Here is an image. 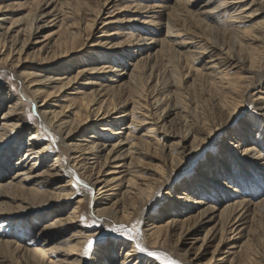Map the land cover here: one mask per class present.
Returning a JSON list of instances; mask_svg holds the SVG:
<instances>
[{"label":"bare ground","instance_id":"bare-ground-1","mask_svg":"<svg viewBox=\"0 0 264 264\" xmlns=\"http://www.w3.org/2000/svg\"><path fill=\"white\" fill-rule=\"evenodd\" d=\"M110 1L93 8L88 0H59L48 12L54 0L44 6L37 1L20 18L10 13L13 4L0 5V74L19 85L0 116V264H16L18 255L29 264H115L118 259L119 264H157L138 251L137 242L177 264H199L181 247L189 238L190 247L201 240L196 255L217 242L205 264L216 263L221 253L219 264H264L263 120L257 129V116L264 119L259 95H264V23L236 26L254 4L259 8L249 20L261 10L264 14V0H166L156 14L158 6L128 0L108 16L111 20L102 21L126 27L125 42L99 39L92 46L112 52L113 60L73 70L74 55ZM239 5V17L231 16ZM85 11L92 16L89 22ZM74 14L79 21L67 24ZM44 19L48 22L41 26ZM41 27H58L51 46L33 42ZM160 35L164 38L156 39ZM160 60L175 66L161 72ZM85 74L94 77L79 87ZM100 74L103 82L95 77ZM190 88L196 93L193 102ZM258 88L252 100L250 93ZM73 91L76 98L69 99ZM10 94L0 93V108ZM25 100L35 107L32 128ZM243 106L255 117H245ZM171 116L179 120L177 134L168 130ZM27 131L28 144L19 155ZM231 139L242 148L234 155ZM216 140L217 150L226 153L201 161ZM189 155L198 174L192 183H177L174 173ZM145 159L162 162V168L156 165L148 176ZM215 213L214 226L206 229ZM84 217L104 230H88ZM137 222L136 240L109 232ZM201 230L206 232L199 239ZM242 232L245 251L222 252ZM89 239L102 243L85 256ZM224 254L233 257L225 260Z\"/></svg>","mask_w":264,"mask_h":264},{"label":"rangeland","instance_id":"rangeland-1","mask_svg":"<svg viewBox=\"0 0 264 264\" xmlns=\"http://www.w3.org/2000/svg\"><path fill=\"white\" fill-rule=\"evenodd\" d=\"M37 1H40L41 4H44L46 3V0H10L9 2L7 0H0V5L2 3H6V4H13V9L10 13H12L13 15H15V18H20L22 16H24L25 14H27L29 11H30V7L33 6L34 4H36ZM57 1L59 0H54V2H51L49 3V5L47 6L48 8H46V12L48 11H51L54 6L56 5ZM106 0H88V3L91 7L93 8H97L99 2H101V4H103ZM136 1V0H135ZM141 1L143 4H147V5H155V6H158L159 9H157L155 12V14L157 12H159L160 10H162L160 8V5L164 2H166V0H139ZM128 0H111L110 3H108V5L103 8V12H102V15H101V21H99V23L97 24L93 34L89 37V40L86 41V45L80 49V50H77V53L74 55V61L75 63H77L76 65H71L73 70H77V68H80L82 66H87L88 65V62H95V63H106L109 59L110 60H113L112 58H110L109 56L112 55V52L106 50V49H102L100 47H92L94 45V43L101 39L103 40L104 42H112V44L114 45H120L122 44L123 42H125V31H126V27L124 26H120V25H117V24H110V25H106V26H103V22L102 21H105L107 20L106 18H110V20L112 19V17H108V16H113L114 14H116V12L118 11V9L122 8L123 4L124 3H127ZM46 6V5H45ZM242 5H239L237 6V8L230 12V15L231 16H234V17H239L237 16L239 11H240V7ZM43 8V9H44ZM259 8L258 5H253V9L248 8L249 11H245L242 16H247V18L239 21L240 23H236V26L237 27H242L243 29H250V28H253L256 26V24H260V22L264 23V14H262V10L261 12L259 11L257 14H256V18L253 17V19L249 20L248 18V15L251 13V11H254V10H257ZM234 9V7H233ZM138 15V14H137ZM140 15V14H139ZM163 16H161L162 20L165 19V14H162ZM255 15V14H254ZM59 17H61L60 15H58ZM70 17L65 19V22L67 24H72V23H75V22H78V18L74 15H69ZM83 17L85 18V20L87 22H89L90 19H92V16L90 14H88L87 11L83 12ZM139 17L141 18H145L147 17L146 14L143 15L141 14ZM155 17H158V15H155ZM52 19V18H50ZM48 22L47 19H44L42 21H40L41 23V26H44L46 25V23ZM53 24H56V22H53L52 24H50L51 26H53ZM44 28V27H43ZM42 27L40 28L39 30V33L37 35H35V39L33 40V42L35 43H38L40 47V45H44L46 44L47 42H49V46H51L52 42L56 39L57 35L53 36V37H50L52 36L51 34H53L54 32L58 31V27H53V28H47V29H43ZM104 31L107 32V34L105 35L104 34ZM164 35V34H163ZM101 36V38H100ZM164 36L160 35V36H157L156 39H163ZM51 39V40H49ZM51 41V42H50ZM152 47L154 48L153 50H158L160 45H153L151 43ZM131 49H134V48H131ZM16 59V57L14 58V60ZM154 63L153 62H149L148 63V67L152 66ZM159 65V69L161 72H164L165 70H171L175 65L173 63H167V62H161V60L159 61L158 63ZM112 66V65H111ZM148 67L146 69H148ZM34 68V67H32ZM38 67H35V69L33 70H30V71H35L37 70ZM145 69V70H146ZM191 76V74H190ZM93 78L94 76L92 75H83L79 80H78V83H79V87H82L83 83L86 82V79L87 78ZM97 79H99V82H103L104 79H103V75L100 74V75H96L95 76ZM123 80H127V78L125 77ZM192 79H188V84H186V88L189 87L191 85V82ZM78 86V85H77ZM263 88H264V80H263ZM10 90L11 94L9 96V98H6L3 103H2V107L0 108V116L2 114V112H4V110H6L7 106L10 104V102L13 100L14 97H16V95L18 94V91H19V85L17 84V82L15 81V79H13L10 75H7V74H0V93H2L4 95V92H6L7 90ZM259 88L258 89H255L253 90L252 93H250V95H254V96H251V99L252 100H255L257 98L258 95H256V93L258 92ZM190 92V98H191V102H193L195 100V94L196 93H193L192 89L190 88L189 90ZM76 92L77 91H73V93L71 92L70 94H73L71 95L70 98H76ZM75 93V94H74ZM75 95V96H74ZM261 96H263L264 98V95L263 93L262 94H259ZM25 102H28L27 104L29 105V109L31 111L30 115H28V121H29V125L30 128H32V123H33V118H36V115H35V107L32 105V103L28 100H25ZM61 106H66V105H69L67 104V102H61L60 103ZM188 107H191L192 108V105L189 103L187 104ZM261 106L264 110V99L261 101ZM32 107V108H31ZM251 107H248V106H243V109L244 110V114L245 117L248 116V115H252L253 117H255V115L251 112L252 110H250ZM258 125H257V129H260L261 126V120L264 121V119L262 118V113L261 115H258ZM167 127H168V130H170L169 132H171L172 134H174V132H178V130L180 129V125H179V120L176 119L175 116H171L167 119ZM148 129L145 128V130ZM228 132V131H227ZM43 133V132H42ZM44 134V133H43ZM177 134V133H176ZM227 133L224 132L221 134V137H223L224 135H226ZM28 135H29V131L25 132L23 134V142H25V144L23 145L21 151L19 152V155H22L25 153V150H26V146L28 144ZM110 137V136H109ZM107 137V138H109ZM43 139L46 141L47 138H45L43 136ZM110 139V138H109ZM44 141V142H45ZM231 143L233 144V148L234 151H233V155L238 153L239 151H241V147H236L237 146V142L235 140H230ZM43 142V143H44ZM218 144V141H213L212 142V145L206 150V154L203 155L201 157V161H205L207 158H208V155H213V157L215 156H218L220 151L221 152H224L223 150L225 149H219L217 150V145ZM223 148V147H221ZM226 153V152H224ZM217 154V155H216ZM193 158H194V155H189L185 160H183L182 162V165L179 167V169H176L174 175L176 177V182L177 183H185V182H193L192 179L195 178V176L198 174V171H195L196 169L194 168V163H193ZM13 163H15L17 161V158H14L13 160ZM254 161V160H253ZM144 163L147 165L146 169L143 170L148 176H152V170H153V167H155L156 165L157 166H161L162 168V162L160 161H156V160H153V159H145L144 160ZM50 164V162L48 161L47 162V165ZM150 165V167L148 166ZM3 172L0 171V176L2 175ZM13 175V172L9 173V175H7V178H10L8 176H12ZM180 177V178H179ZM68 179L67 176L63 177L60 182L61 183H64L66 182ZM187 180V181H186ZM233 187V186H232ZM77 190H80L79 189V186H76ZM226 190V189H225ZM228 191V190H227ZM232 192V191H231ZM240 195V197L242 198L243 196V193H237ZM80 195H77L71 202L72 204L70 205V209L72 210V208L75 206V202L80 198L79 197ZM215 214H213L212 216H210L208 219H207V223H206V229H209V228H212L216 222V220L214 219L215 218ZM214 217L212 220H210V218ZM43 222H39L37 224H35V226H33V228L30 230L29 232V236L28 237H34L35 236V233L37 231L38 228H40L43 223ZM84 224V226L87 225H90V220H84L82 222ZM83 226V227H84ZM88 227V230L92 231V232H101L102 230H104V227H102V225H99V224H91V226H87ZM114 228V227H113ZM111 232V230L109 231ZM206 232V230H201L199 231L197 234L196 237H198L199 239H201V237H203L204 233ZM72 232H69L68 234H71ZM245 232H242L241 234H238V235H235L234 239L230 242L231 245L228 246V249L227 247L223 248V251L222 252H229L230 254L234 253V252H238L241 250L242 252H244V248L243 246L246 245V241H245ZM20 236H24L23 233L20 234ZM27 237V238H28ZM26 239V237H25ZM193 238H189V240L187 239L185 241V243L183 244L182 243V246L184 249H188L189 250V255L192 257V258H196L197 263L199 264H205L210 256H211V252L213 251V248H214V245L217 243V242H214L213 244H209L207 245L206 247H204L199 253L198 255L197 252H198V248L199 246L201 245V240H199L198 242H194V246L193 247H190V245L192 244V240ZM229 248L231 249V251L229 250ZM161 253V252H159ZM163 254V253H162ZM236 254V255H237ZM164 255V254H163ZM219 256H217V259L222 255L221 254H218ZM235 255V256H236ZM224 257H225V260H231V258L233 257V255H229V254H224ZM153 260H155V262L157 264H165V261L164 260H156L154 257H151ZM217 259L214 260V262L216 263H213V264H219L217 263ZM28 258H24L22 257L21 255H18L15 259V263L16 264H29L28 263ZM120 260L118 259L117 260V263L115 264H119ZM170 261V260H169ZM172 264H177L176 262L174 261H171Z\"/></svg>","mask_w":264,"mask_h":264},{"label":"snow or ice","instance_id":"snow-or-ice-1","mask_svg":"<svg viewBox=\"0 0 264 264\" xmlns=\"http://www.w3.org/2000/svg\"><path fill=\"white\" fill-rule=\"evenodd\" d=\"M84 220L86 221L87 218L84 217ZM86 226H91V225L86 224ZM111 232L119 233L121 236L127 237L128 240H136V238L140 235L138 222L136 224H133L131 227L125 225H119L117 227L112 228ZM100 243L102 242L93 241L89 239L83 254L87 256L89 252L92 250L94 244H100ZM135 247L138 249L140 253H146L147 256L154 257L156 260H164L165 264H172V262L169 261L168 258L164 256L162 253H159L157 251H148L147 248L141 246L138 242L136 243Z\"/></svg>","mask_w":264,"mask_h":264}]
</instances>
